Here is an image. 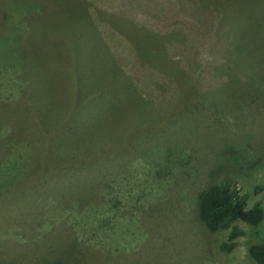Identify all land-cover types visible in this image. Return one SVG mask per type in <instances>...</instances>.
I'll return each instance as SVG.
<instances>
[{"label":"rangeland","instance_id":"rangeland-1","mask_svg":"<svg viewBox=\"0 0 264 264\" xmlns=\"http://www.w3.org/2000/svg\"><path fill=\"white\" fill-rule=\"evenodd\" d=\"M50 2L49 30L27 43L32 76L0 89V264H255L248 248L264 241V221L236 222L245 234L223 251L229 231L204 227L197 198L230 183L264 208V24L253 21L264 0ZM221 5L238 22L201 30ZM185 47L203 60L227 53L217 64L238 77L241 111L219 108L224 95L211 108L222 118L193 111L176 73ZM123 65L140 80L145 67L170 75L173 109L137 96ZM166 152L194 160L173 170Z\"/></svg>","mask_w":264,"mask_h":264},{"label":"trees","instance_id":"trees-1","mask_svg":"<svg viewBox=\"0 0 264 264\" xmlns=\"http://www.w3.org/2000/svg\"><path fill=\"white\" fill-rule=\"evenodd\" d=\"M227 1L233 4H227L225 6L229 9L232 7L231 9H233L242 0ZM225 6L221 5L213 16L211 15L212 17H210V13H207L209 16L205 18V14L200 21L199 28L201 30L205 29L209 33L211 31L221 33L223 32L224 26L226 27L227 25L226 22L229 23L233 19L235 23L238 22L237 13L233 16H227L225 14ZM77 7L79 6L77 5ZM52 8L53 4H51L50 0H0V89L4 82L13 75L17 79H20L22 74L23 76H27L26 79L32 76L33 59L27 43H31L34 40V33H39L40 35V33L49 30L50 11ZM71 11H74L73 6H71V9L67 13ZM258 18L257 16L256 19H253L255 24H264V17L261 16ZM180 28L183 29L184 25H178V29ZM229 33H232V31ZM195 48H182L183 54L181 59L186 61L183 65V69L187 71L186 79L182 78L183 71L181 72V70L183 69L179 71L181 73L176 72L179 75L178 79H180V82L185 84V87H181H184L188 91V95L183 93L182 96H184V99L187 98L188 103L190 99L194 100L193 111L195 113L202 111L201 113L206 112L205 114L222 118V112L216 110L211 111V108L215 106V99H219L224 95L228 98V101L224 106L221 107L220 105L219 108H224V112L228 113L230 111L234 112V108L237 106L235 109L241 111V108H239L240 104H236L240 100V95L237 93V90L241 88L238 77L230 74L227 70L228 68L217 64L227 53L223 54L219 51L214 52L208 50L205 51L206 56L203 60L193 51ZM204 63L206 65H203ZM196 67L201 69L200 72L197 71ZM116 68L119 71L123 69L132 74V91L137 96L143 97V99L145 98L146 103L156 106L160 112H169L166 109L167 104L168 106H172L170 111L173 109L175 99L171 101L169 97H175L176 91L173 92L168 87V78L171 77L170 75L167 74L166 83H163L162 78H165L166 73H157L156 70L149 67H145V75L142 80H140L141 75L137 73L140 70L139 66L123 65L116 66ZM166 72H168V69H166ZM157 81L158 83H156ZM181 83L180 85H182ZM231 103L233 104L230 105ZM185 105V101L183 100L182 107ZM168 153L166 152L163 158L165 159V163H167L166 167H170L171 169L172 166L173 170L191 166L194 160L192 155L187 156V159H182V152L176 155ZM156 158L158 159V156ZM156 161L158 162V160ZM109 187L110 185L108 187L103 186L101 182V189L104 190V188ZM258 190H264V186L258 187ZM246 205V201L240 195L237 187L230 183H212L207 185L198 194L197 213L204 227L211 233L229 231L227 241L221 245L223 251L231 252L237 245L236 240L245 234V231L236 222L258 227L264 221V208L261 205H256L252 208H247ZM67 254L69 255V252ZM248 256L255 264H264V241L250 245L248 248Z\"/></svg>","mask_w":264,"mask_h":264}]
</instances>
